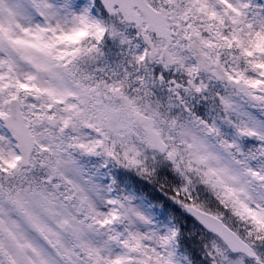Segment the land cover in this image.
Returning a JSON list of instances; mask_svg holds the SVG:
<instances>
[{
  "label": "snow or ice",
  "instance_id": "snow-or-ice-1",
  "mask_svg": "<svg viewBox=\"0 0 264 264\" xmlns=\"http://www.w3.org/2000/svg\"><path fill=\"white\" fill-rule=\"evenodd\" d=\"M0 264H264V0H0Z\"/></svg>",
  "mask_w": 264,
  "mask_h": 264
}]
</instances>
